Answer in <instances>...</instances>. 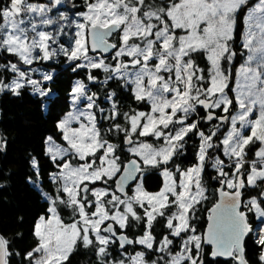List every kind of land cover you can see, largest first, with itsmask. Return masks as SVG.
I'll return each mask as SVG.
<instances>
[{
    "label": "snow or ice",
    "instance_id": "1",
    "mask_svg": "<svg viewBox=\"0 0 264 264\" xmlns=\"http://www.w3.org/2000/svg\"><path fill=\"white\" fill-rule=\"evenodd\" d=\"M62 4L63 0H51V7L28 0H8V6L0 4L3 20L0 51L18 56L26 65L53 58L57 50H50L49 41L55 43L57 37L39 29L57 23L48 14ZM247 4L248 0H179L159 7L151 0H85L86 11L78 13L82 22L74 21L77 31L73 46L69 49L61 45L59 51L70 61H84L76 64V68L102 69L111 73L106 80L120 78L125 84L134 85L135 99L147 101L150 111L131 116L124 113L123 119L130 121V130L121 128L119 123L114 128L125 132L130 145L134 144L133 134H137L162 138L163 146L140 143L129 148L140 160H132L122 169L117 145L102 138L96 116L90 111L95 106V93L89 95L86 84L77 81L71 92L73 103L86 99L89 111L70 112L58 123L68 145L66 149L48 148L52 159L60 161L56 165L60 171L51 177L59 184V194L54 197L44 194L50 200L49 215L41 216L35 225L37 244L26 254L31 264H63L78 241L85 247L94 245L101 264H125L124 259H111L109 246L114 244L125 252L127 245L144 247L146 251L130 257V264H149L145 259L149 250L154 255L160 254L151 264H204L200 256L204 243L214 245L210 251L212 257H230L237 264H248L242 241L251 231V225L247 212L240 210L242 190L257 189L245 207L258 218H264V0H259L248 12L243 48L249 55L246 65L240 68L235 106L226 91L230 77L225 67L237 55L230 47L235 38L236 13ZM60 19L68 18L61 13ZM177 29L186 34L178 35ZM114 32L122 34L120 46L109 42ZM113 49H117L112 56L117 61L114 67L103 58L104 53ZM90 51L99 52L100 56L89 55ZM199 52L207 54L209 70L200 68L191 58ZM124 57L131 60L125 62ZM0 70L15 74L7 83L0 76V92L7 90L18 96L26 86L41 96H47L50 91L16 63L0 65ZM51 79L52 75H43L44 81ZM88 79L96 77L89 74ZM198 108L205 110V115L191 120L198 116ZM217 109L221 114H217ZM120 115L113 103L112 113L106 118L115 120ZM201 120L216 121L207 135L200 130ZM73 121L79 122L78 128L71 126ZM224 124L230 125V130L221 141L222 151L230 163L226 165L217 157L211 165L220 178V201L208 216L211 223L207 234L201 236L195 234L190 214L196 204L207 199L202 175L209 150L218 147L213 144V138ZM190 133L198 135L201 141L197 163L184 170L176 167L179 184L174 173L165 167L160 191H146L141 179L129 195V182L137 179V173L142 171L141 163L156 168L168 165L178 150L184 148L185 137ZM249 146L256 149L257 158L251 161L250 169L245 168L249 163L246 159ZM73 160L82 163L73 164ZM32 163L38 172L35 159ZM97 182L104 187H95ZM60 204L72 209L76 218L71 223L61 219ZM138 209L143 210L142 215ZM130 219L145 225L143 234L135 240L118 232L130 226ZM154 222L164 223L169 230L159 241L153 235ZM176 238H179V251H173L172 247ZM256 242L264 247V234ZM11 255L9 241L0 235V264H9ZM259 259L264 261V253Z\"/></svg>",
    "mask_w": 264,
    "mask_h": 264
},
{
    "label": "trees",
    "instance_id": "2",
    "mask_svg": "<svg viewBox=\"0 0 264 264\" xmlns=\"http://www.w3.org/2000/svg\"><path fill=\"white\" fill-rule=\"evenodd\" d=\"M256 0H250L251 5ZM33 4H44L51 7V0H28ZM151 2L159 7H164V1L151 0ZM0 4L8 6V0H0ZM245 5L238 12L236 17L235 38L230 42V47L237 55L232 62L225 65L227 74L230 77L228 89L229 98L234 100L235 92L234 84L237 72L246 60V51L243 48V35L245 30L244 16L247 9ZM86 11L85 0H63V4L52 8L51 15L57 20L52 26L53 36L56 37L58 28L62 27L58 35V39L51 49H56L57 54L49 60L38 59L31 65L24 64L18 56L12 55L5 51H0V65L8 63H16L18 67L26 71L31 78L39 80L43 83L45 89H50L47 96H38L33 93L31 86H26L20 90V95H14L10 91L0 92V235L9 241V251L12 255L9 257V264H31L26 254L33 250L37 244L34 235V228L41 216L48 217V207L50 201L45 198V193L49 196L58 195L57 189L59 184L53 181L51 177L59 172L57 163L47 153V143L49 137L60 145H65L63 133L58 128V123L64 119L71 110V92L76 81H83L89 88L90 95L95 93V112L98 116V128L100 129L103 139L117 145V155L120 157L121 168L124 163L131 157L125 151L126 134L123 131H117L114 125L119 123L121 128L130 130V121L123 119V114L128 113L129 116L135 112L150 111V104L147 101H137L134 97L132 89L121 79H107L111 73H105L101 69L76 68V61H70L67 56L63 55L59 48L63 45L65 48H71L74 40V20L79 19L78 13ZM66 16L67 24L60 19V14ZM3 23L0 18V24ZM120 32L113 38L114 43L120 46ZM42 55V54H41ZM114 55V54H113ZM112 55V56H113ZM112 56L104 58L105 62L114 65ZM195 63L202 69L209 70L210 64L207 61L206 53H195L191 57ZM44 74L52 75V79L43 80ZM96 77L95 80H89L88 75ZM15 74L10 70H0V76L7 83ZM207 80V77H206ZM114 93V95H112ZM115 103L116 110L121 113L115 120L108 119L112 113V105ZM100 109L105 110L100 118ZM217 114H221L220 110H215ZM231 111V110H230ZM198 116L190 119L195 120L205 115V110H197ZM233 114H235L233 112ZM216 121L205 122L201 120L200 130L207 135L211 129V125ZM230 125L221 126V132L217 133V137L213 138V144L218 145L209 150V156L206 160L205 169L202 175V185L206 189L207 199L202 200L194 207L191 213V225L196 229V234L203 236L204 229L207 224V216L209 209L217 201V190L220 184L218 172L211 165L215 158H220L229 164L230 161L223 155L221 141L228 131ZM112 129L111 131H108ZM190 137V138H189ZM189 137H185L186 143L184 148L178 150V155L173 157L168 165H161L159 168L144 166L142 164L141 172L143 177L144 189L150 193L160 191L164 185L162 171L166 167L174 173L177 181L180 180V173L176 172L178 166L181 170L192 167L197 163V152L200 144V137L192 133ZM134 141H142L150 143L153 147L159 148L163 146V139L155 137H139L133 134ZM249 161L245 168L250 169L251 161L257 159L254 155L255 148L249 146ZM33 159L38 164L39 171L33 166ZM73 163H81L73 160ZM228 171V168H225ZM96 186H104L97 182ZM91 187V185H90ZM114 188V186H113ZM133 187L129 189V195L132 194ZM257 194V189L248 187L242 190L243 211L247 212L248 222L251 225V232L248 234L244 244V254L249 264H263L259 256L262 254L264 247L260 246L254 236V229L258 225L255 213L248 212L245 207L248 200ZM66 197V194H65ZM264 206V205H262ZM58 211L61 219L65 223H71L75 217L71 208H66L63 204L58 205ZM142 215L143 210H139ZM174 212V207L171 209ZM160 218H158L159 221ZM129 227L124 229V233L133 239H137L144 231V223L142 221L129 220ZM120 231V229H118ZM169 230L166 225L161 222H154L153 235L157 241L162 235H167ZM171 238V237H170ZM179 238H176L173 251H179ZM127 251L120 249L118 244L110 245L109 251L112 253L111 259H123V253L135 254L138 251H146L142 246L135 244L126 247ZM122 254V255H121ZM160 254H153V251H147L145 259L158 260ZM204 264H237L233 258L228 261L213 260L210 257V248L202 244V252L200 253ZM167 259V255L164 256ZM63 264H101L100 257L94 245L85 247L81 241H78Z\"/></svg>",
    "mask_w": 264,
    "mask_h": 264
},
{
    "label": "rangeland",
    "instance_id": "3",
    "mask_svg": "<svg viewBox=\"0 0 264 264\" xmlns=\"http://www.w3.org/2000/svg\"><path fill=\"white\" fill-rule=\"evenodd\" d=\"M162 1H164V4H166L167 6H170L173 2H179V0H162ZM249 1L250 0H248V3H249ZM257 3H259V0H256L253 4H251V5H248L247 6V9H246V12H245V16H244V24H245V30H244V35H245V33L247 32V29H248V23H247V16H248V12L257 4ZM239 12V11H238ZM238 12L236 13V17H237V14H238ZM50 17H52V18H54L52 15H51V13H49L48 14ZM26 19H27V17H26ZM37 19V21H38V19H39V17H37L36 18ZM55 19V18H54ZM74 21H80V22H82V19L79 17V19H77V20H74ZM74 21H73V25H74V34L76 33V31H77V28L75 27V23H74ZM64 24H67V25H69L66 21H65V23ZM54 25V24H53ZM53 25H49V26H43L42 28H40L39 30H43V31H47V32H50L52 35H53V28H52V26ZM60 31H61V28H58V33L56 34V37H57V39H58V35H59V33H60ZM176 33L178 34V35H185L186 33L183 31V30H180V29H177L176 30ZM29 35L31 36L32 35V33L31 32H29ZM122 34H120V36H121ZM244 35H243V40H242V43H244ZM53 42L52 41H49V45H50V50H51V48L53 47ZM74 44V43H73ZM73 46V45H72ZM37 51H39V50H37ZM245 51H246V60H245V62H244V64L243 65H246V62H247V56L249 55V53H248V51L245 49ZM40 54H42V53H40ZM89 55H91L90 53H89ZM206 57H207V54H206ZM125 62H128V61H130L131 60V58L130 57H124V58H122ZM233 60V59H232ZM76 62V61H75ZM78 62V64L79 63H83L84 61H77ZM112 62H114V65H113V67L117 64V61L116 60H113L112 59ZM232 62V61H231ZM210 64V63H209ZM242 65V66H243ZM138 67V66H137ZM211 67V66H210ZM240 68H241V66H240ZM240 68H239V70H238V72H237V76H236V79H235V84H234V92H235V97H236V95H237V91H238V88H237V85H238V82H240L241 81V76H240ZM102 70V69H101ZM130 71H134V70H136V69H129ZM40 73L41 74H44V72L43 71H40ZM33 79V78H32ZM115 79H120V78H115ZM121 80H123V79H121ZM78 81H80V80H78ZM124 81V80H123ZM77 82V81H76ZM76 82H75V84H76ZM125 82V81H124ZM42 83V82H41ZM75 84L73 85V87L75 86ZM42 85H43V83H42ZM127 86H129L131 89H132V91H133V89H134V85H131V84H127ZM32 88V87H31ZM32 90H33V88H32ZM87 90H88V94L90 95V93H89V88H88V86H87ZM33 93L34 94H36V95H38V96H41L39 93H37V92H35L34 90H33ZM134 93V92H133ZM71 101H72V105H71V110H70V112H74V111H89L87 108H86V105H87V103H88V101L86 100V99H81V101H79V102H77V103H73V100H72V96H71ZM90 111H92L94 114H95V116H96V123H97V127H98V124H99V121H98V116L96 115V112H95V106H94V108L93 109H91ZM69 112V113H70ZM104 112H105V110L103 111V112H101L100 111V118H101V116H102V114H104ZM68 115V114H67ZM66 118V117H65ZM64 118V119H65ZM63 120V119H62ZM81 121L82 122H84V123H87V120H86V118L85 117H81ZM72 127H74V128H78L79 127V122H76V121H73V123H72V125H71ZM228 130H230V127H229V129ZM227 133V132H226ZM226 135V134H225ZM65 141V140H64ZM134 141V140H133ZM140 143H145V142H142V141H134V144H131V145H127L126 146V148H125V151L127 152V153H129L131 156H135L134 154H132L130 151H129V148H131V147H133V146H137V145H139ZM48 145H47V153H48V155L51 157V154L48 152V148L51 146V147H53L54 149L55 148H64V149H66L67 147H68V145H67V142L65 141V145H60V144H57L56 142H54L52 139H51V141H49L48 140V143H47ZM97 155H100V153H97ZM135 157H137V156H135ZM52 158V157H51ZM137 158H139V157H137ZM227 158V157H226ZM65 159H68V157H65ZM91 159V158H90ZM140 159V158H139ZM57 160H59V159H57ZM227 160H228V158H227ZM56 161V160H55ZM82 163V162H81ZM74 164V163H73ZM145 167H146V165H144ZM143 170H144V168H143ZM142 170V171H143ZM60 171V170H59ZM162 173H163V171H162ZM161 173V174H162ZM162 176H163V174H162ZM141 179H142V182H143V177H142V175H141ZM141 179H139L138 180V182L136 183V185L138 184V183H140V181H141ZM163 180H164V176H163ZM54 181V180H53ZM179 182H180V180L179 181H177V184H179ZM136 185L133 187V190H132V194L134 193V190H135V187H136ZM164 186V185H163ZM97 188H100V187H104V186H96ZM143 188H144V186H143ZM163 188V187H162ZM226 189V188H225ZM227 190V189H226ZM131 194V195H132ZM172 199H174V198H172ZM48 200V199H47ZM50 201V200H49ZM247 204V203H246ZM174 210H175V207H174ZM254 212V211H253ZM255 213V212H254ZM256 215V214H255ZM47 218V217H46ZM256 218H257V221H258V225L255 227V229H254V236H255V238L258 240L259 239V236L261 235V234H264V218H258L257 217V215H256ZM38 222H39V220H38ZM37 222V223H38ZM189 234H191V233H189ZM196 234V233H195ZM199 235V234H198ZM139 246H141V245H139ZM75 247V246H74ZM74 247H73V249H74ZM143 247V246H142ZM144 248V247H143ZM73 251V250H72ZM71 251V252H72ZM150 251V250H149ZM194 252H195V249L193 250ZM71 252L69 253V255L71 254ZM262 253H264V249H263V252ZM68 255V256H69ZM135 254H129V253H123V259L125 260V264H130V257L131 256H134ZM263 262V264H264V261H262ZM149 264H151V263H149Z\"/></svg>",
    "mask_w": 264,
    "mask_h": 264
},
{
    "label": "water",
    "instance_id": "4",
    "mask_svg": "<svg viewBox=\"0 0 264 264\" xmlns=\"http://www.w3.org/2000/svg\"><path fill=\"white\" fill-rule=\"evenodd\" d=\"M118 33H119V32H114L113 35L110 36V37L108 38L110 43H114L113 38H114ZM115 44H116V43H115ZM116 50H117V49H113V50H111V51L108 52V53H104V54H103V58H109V57H111V56L115 53ZM89 53H90L91 55H100L99 52H97V53H92V52L90 51ZM126 144H127V145H130V144L127 143V141H126ZM132 160H137V161H139V159H138L137 157H131L128 161H126V162L124 163L122 169H123L124 167H127V165L129 164V162L132 161ZM141 167H142V163H141ZM140 174H141V172L137 173V179L129 182V186H128L129 189H130L131 187H134V186L136 185V183L138 182V180H139V178H140ZM220 188H221V185L219 186V188H218V190H217V201H216V203H219V201H220V197H219V190H220ZM225 190H226V189H225ZM118 194H119V193H118ZM216 203H215V204H216ZM215 204L209 209V214H210V212H211V209L215 206ZM240 210L243 211V198H242V202H241ZM209 214H208V216H209ZM208 216H207V224H206V227H205V229H204L203 236H205V235L207 234L208 225L211 223V221L208 219ZM248 223H249V222H248ZM249 224H250V223H249ZM250 232H251V231H250ZM250 232H249V233H250ZM249 233H248V234H249ZM248 234L243 238V241H242V243H243V248H244L245 240H246ZM129 239H133V238H130V237H129ZM133 240H135V239H133ZM204 244L207 245V246L210 248V251L214 248V245H208L207 243H204ZM134 245H135V244H133V245H127L126 247H128V246H134ZM210 257H211V259H213V260H222V261H228V260H231V259H232V258H230V257H212L211 255H210ZM236 263H237V261H236ZM248 264H249V263H248Z\"/></svg>",
    "mask_w": 264,
    "mask_h": 264
},
{
    "label": "flooded vegetation",
    "instance_id": "5",
    "mask_svg": "<svg viewBox=\"0 0 264 264\" xmlns=\"http://www.w3.org/2000/svg\"><path fill=\"white\" fill-rule=\"evenodd\" d=\"M123 231H124V230H120V231L118 230V232H123ZM123 233H124V232H123ZM124 234H125V233H124Z\"/></svg>",
    "mask_w": 264,
    "mask_h": 264
}]
</instances>
